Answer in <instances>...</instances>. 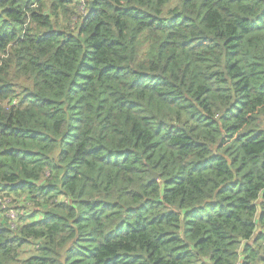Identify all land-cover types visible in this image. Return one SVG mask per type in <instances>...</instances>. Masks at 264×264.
Instances as JSON below:
<instances>
[{
	"label": "trees",
	"instance_id": "16d2710c",
	"mask_svg": "<svg viewBox=\"0 0 264 264\" xmlns=\"http://www.w3.org/2000/svg\"><path fill=\"white\" fill-rule=\"evenodd\" d=\"M0 264H264V0H0Z\"/></svg>",
	"mask_w": 264,
	"mask_h": 264
},
{
	"label": "rangeland",
	"instance_id": "374dc122",
	"mask_svg": "<svg viewBox=\"0 0 264 264\" xmlns=\"http://www.w3.org/2000/svg\"><path fill=\"white\" fill-rule=\"evenodd\" d=\"M7 207H8V201H7V204H6V209H7ZM9 207H12V205L9 204ZM9 212L14 213L12 208L9 209L8 213H9ZM8 213H7V215H8ZM10 215H11V214H10ZM8 217H10V216H8ZM10 218H11V217H10Z\"/></svg>",
	"mask_w": 264,
	"mask_h": 264
},
{
	"label": "water",
	"instance_id": "95a60500",
	"mask_svg": "<svg viewBox=\"0 0 264 264\" xmlns=\"http://www.w3.org/2000/svg\"><path fill=\"white\" fill-rule=\"evenodd\" d=\"M153 178H157V174L155 172H152Z\"/></svg>",
	"mask_w": 264,
	"mask_h": 264
}]
</instances>
